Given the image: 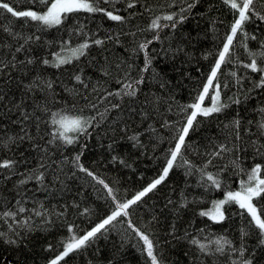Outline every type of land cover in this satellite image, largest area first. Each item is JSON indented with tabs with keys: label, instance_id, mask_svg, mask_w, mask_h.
<instances>
[{
	"label": "trees",
	"instance_id": "obj_1",
	"mask_svg": "<svg viewBox=\"0 0 264 264\" xmlns=\"http://www.w3.org/2000/svg\"><path fill=\"white\" fill-rule=\"evenodd\" d=\"M129 2L135 6L128 8ZM190 2L195 6L181 13V8ZM10 6L15 10H43L38 0H11ZM100 6L125 17V22L112 21L103 13L82 11L69 14L59 26L42 28L38 22H26L25 18L12 17L0 9V60L8 63L16 57L17 62L16 68L9 67L0 75V86L7 93L0 104V141L25 134L31 137L8 142V147L0 146V162L6 159L17 162L14 170L17 174H11L10 178H7L8 169H0V232L5 233L0 237V264H48L63 250L69 237L84 235L110 215L117 202H126L158 178L169 150L174 147L173 137L185 123L188 113L183 109L202 91L233 22L232 12L222 0H112ZM173 13L177 18L181 14L187 17L175 29L171 28L172 22L162 19ZM156 17H161V25L169 27L147 30ZM244 30L249 38L238 32L228 62L221 65L215 81L221 86L222 103L228 106L209 117L198 116V123L186 138L188 146L183 150V158H178L168 177L131 206L127 217H119L92 242L65 257L61 264H150L142 251L143 242L129 222L149 235L162 264H231V260L239 258L238 253L226 250L223 256H205L189 240L195 237L208 243L225 236L233 246L239 247L242 229L249 232L244 237L245 258H251L253 264H264V246L258 243L257 230L248 224L251 217L246 213L240 215L243 210L238 205H224L226 219L220 223L199 215L215 199L224 197L226 191L239 190L241 180H248V173L256 164L264 175V147H261L264 130L258 128L264 121V113L260 111L264 108V87H256L262 73L244 67L250 62V53L262 50L264 22L254 19L245 24ZM157 34L159 40L148 46L151 65L142 72L144 53L134 50L138 43L152 40ZM30 36H38L39 40L33 38L25 44V38ZM251 36L256 39H250ZM94 40L103 43L97 45ZM85 42L89 47L70 63L59 68L40 63L42 58L53 61L54 55L64 47ZM20 44H25L26 50L16 52ZM26 58H34L35 62L19 63ZM256 58L258 66L264 67L259 55ZM118 63L122 69L126 64L132 65L131 76L142 78L144 83L139 85L135 97L105 99L107 92L121 88L116 82L123 75L116 67ZM101 69L108 70L110 75H104ZM38 75L51 81L52 89L26 91L24 85ZM76 75L81 76L87 88L74 79ZM21 101L23 110L29 114L28 120L15 108L11 112L7 110ZM93 103L96 109L90 106ZM117 104L119 108L110 107ZM53 113L95 116L98 123L72 145L59 140L49 144L51 133L56 131L51 123ZM236 120L240 122L239 140L235 139ZM133 135L136 139H129ZM220 144L229 148L235 145L239 150L220 157L209 156ZM258 148L261 154H257ZM80 153L79 164L97 179L79 170L74 157ZM237 158L238 166L233 163ZM209 159L212 164L206 171L221 181L219 189L206 178L201 179L200 169ZM41 161L46 166L44 169H39ZM33 169L44 172V181L29 180L22 190L18 189L22 179L18 173ZM99 180L112 189L111 196ZM22 198L27 211L15 219L5 218L2 213L14 211L16 201ZM253 203L258 209L264 205V194L254 198ZM34 209L47 210L48 215L35 216ZM28 217H31V231L16 223ZM186 231L188 239L184 238ZM13 232L18 236H13ZM9 239H16L17 243L10 244Z\"/></svg>",
	"mask_w": 264,
	"mask_h": 264
},
{
	"label": "snow or ice",
	"instance_id": "obj_2",
	"mask_svg": "<svg viewBox=\"0 0 264 264\" xmlns=\"http://www.w3.org/2000/svg\"><path fill=\"white\" fill-rule=\"evenodd\" d=\"M11 0L9 2H4V0H0V9L6 10L7 13H10L12 17L16 18H25V21L28 20L38 22L42 28H51L61 25L69 16V14L79 13V12H87V13H103L107 16L108 19L116 22H120L123 24L125 22V17L114 14L113 11L108 10L107 8L101 7L102 3H111L112 0H38L39 4L42 5L41 11L36 10H15L12 6H10ZM198 2V0H195ZM222 3L227 6L233 15V22L230 25V33L226 35L225 42L223 43V48L218 53V58L215 60L214 66L210 70V74L206 78V83L202 86V91H200L194 98L191 104H188L184 107V111L188 113L186 115V120L183 126L179 127L176 131V135L173 137L175 140L174 147L169 150L168 157L166 158L165 165L162 168L161 174L158 178L153 179L146 187H144L141 191L135 193L131 199H128L126 202L115 204L114 210L111 211L110 215H107L101 222L97 223L94 227L91 228L90 231H87L81 237L71 236L69 237V242L63 244V250L59 253L55 254L52 259L48 261V264H61V261L65 259L70 253L74 250H79L87 243L92 242L98 234H101L103 230H106L107 226L113 225L115 221L121 216L127 217L129 212L127 211L131 206L136 205L138 202L142 200L148 193L153 192L160 185L166 177H168L170 170L173 169L175 163L178 158H183V150L187 148V137L190 133V130H194V126L198 123L197 117H209L213 113L221 112L228 105L222 103L220 84H214V81L217 80L218 71L221 68V65L228 62L230 57V48L233 46L234 38L237 37L238 32L243 33L245 38L248 37V33L244 30V26L247 22H250L254 19L264 22V0H222ZM128 8H133L135 6L134 2L128 3ZM195 6L194 2L187 3L186 8H181V13L190 10ZM259 7V10H258ZM187 17L184 15H179L177 18V14H167L162 17L163 20L170 21L171 28L175 29L177 23H182ZM161 17H156L152 19L151 24L147 30L155 31L161 29L163 27H169V25H161L159 20ZM5 31H8L5 29ZM12 35H16L10 33ZM131 35H135V33H131ZM39 40L38 36L35 37H26L25 44L32 39ZM112 37L110 36L109 39ZM250 39L255 40V36H251ZM153 40H159V35H154L152 40H145L144 42L138 43L136 49L134 51L143 52L145 56L144 67L141 69L142 72L148 71L151 65L152 56L149 55L148 46L153 43ZM97 45H101L103 41L94 40L93 41ZM117 42L118 39H117ZM25 44H20L15 51L21 52L25 49ZM246 47V45H244ZM89 47V43L85 42L79 45V47L72 49L73 57L79 58L80 55L84 54V50ZM261 51L259 53H250V62L245 64L244 67L250 68L252 72H260L262 73L259 82L256 84V87H264V67H259L257 63V55L264 61V43H261ZM35 62L34 58H26L24 61H20L19 63L24 65H31ZM71 62V58L63 57L60 54H56V59L54 61H50L47 58H42L40 63L45 66H53L59 68L61 65L67 64ZM125 63V62H121ZM121 63L116 65L117 69L123 72L122 76L117 78V83L121 84V88L115 92H107V96H128L135 97L137 92L139 91V85L144 83L142 78H133L131 76V70L133 68L132 65H127L122 69ZM16 68L17 62L16 57H13L12 60L8 63H5L3 60H0V75L3 74L4 70L7 68ZM104 75H110V72L106 69H101ZM235 75V73H233ZM74 79L82 84L85 88L87 85L84 84V81L81 79L80 75H76ZM25 90L28 92L35 91L37 89L51 90L52 82L49 80H45L39 75L31 81L30 84L24 85ZM213 89L214 94L211 95V105L205 107L204 101L205 98L209 96V90ZM94 91L98 90L97 88L93 89ZM7 93L3 86H0V104H3ZM237 103L239 101H236ZM93 109L97 108L95 103L90 105ZM7 107V106H6ZM40 106L37 105V108ZM111 108H119V105H110ZM15 108L16 110L21 112V116L24 120L29 119V114L23 110V101L20 104H14L12 107H8L7 110L11 112ZM191 110L188 112V110ZM82 111V110H81ZM107 112L108 109H105ZM262 113H264V108L260 109ZM100 118L103 119V114H99ZM53 118L51 123L56 126V131L51 133V139L48 141L49 144L55 143V141L59 140L64 145H72L76 142L80 135H87L88 129L94 127L98 121L95 116H84V115H76V116H66L60 115L59 113H53ZM59 116L57 119L56 117ZM235 128V139H240L239 134V120L233 122ZM38 126V125H37ZM258 128L264 130V121L258 124ZM264 134V132H262ZM31 139L27 134L16 137H8L7 141H0V146L8 147V142L16 143L17 140L23 141L24 139ZM129 139L135 140L136 136L133 135L129 137ZM111 147V145H110ZM264 147V146H261ZM239 150L233 145L232 148H229L226 144H220L217 150L209 153V156L215 158L222 156L223 153L231 152L233 150ZM42 151H47V149H42ZM257 154L260 153V149H257ZM82 153L77 154L74 157V162L79 166V170L86 173L88 176H91L93 179H97L93 172L89 171L87 168H84L83 165L79 164L80 156ZM116 159V157H113ZM123 163V161H121ZM16 161L11 159L3 160L0 162V169H8L10 178L11 174L15 173ZM185 164H189V161L184 160ZM235 165H239V159L233 161ZM212 164V159H209L204 167L200 169L201 171V179L210 182V185L219 189L221 188V181L210 172H207L206 169L209 165ZM46 166L43 161L39 164V169H44ZM191 167V166H190ZM243 171V169H240ZM261 166L256 164L251 172L248 173V180L240 182L239 190H228L225 192L224 198L218 201H214L212 207L206 211H200L199 215L201 217H207L208 219L220 223L223 222L225 217L224 205L226 204H235L238 205L239 209L243 210L240 213L241 216H244L246 213L247 216L251 217L248 221L250 227H253L257 230V235L259 237V245L264 246V218H262V214H264V205H260L259 209L257 204L253 203L254 198H260L262 194H264V178H261ZM22 179L18 182L17 188L22 190V186L27 184L29 180H36L37 182H43L45 178V174L43 171L38 170H26L23 173H18ZM100 184L107 189L108 194L112 195V189L104 183L103 180L98 181ZM17 195H20V191L17 192ZM113 200L115 197L113 196ZM23 198L16 201L17 207L14 211L8 210L4 211L2 215L5 218L15 219L19 214L25 213L27 209L23 206L24 204ZM168 203H172L171 200ZM259 203V201H258ZM186 206V205H185ZM42 207V206H41ZM87 211V210H85ZM33 214L35 216L44 218L48 215L47 210H33ZM31 217H28L26 220L19 221L16 223L20 224L22 227L26 228L28 231L32 230L31 226ZM45 223L48 221L45 219ZM129 227L132 231L139 237V239L143 242L142 251L146 253V257L150 261V264H162L161 259L155 252V247L153 241L149 238V235L145 232L141 231L139 228H136L134 225L129 222ZM175 230V226L173 225V231ZM72 231V228L69 227V232ZM202 231V230H201ZM249 232L247 230H241V242L239 247L233 246V242L229 240L225 236L216 237L214 240H209L208 243H203L195 237H192L189 242L194 245L198 252L207 256V255H225L226 250L229 253H238L239 258L236 260H231V264H253L251 258H245V252L247 248L244 244V237L248 236ZM5 233L0 232V237H4ZM13 236H18V233L13 232ZM189 233L185 232V239H188ZM10 244H16V239H9L7 241ZM52 246H48V250H51ZM187 255V253H186Z\"/></svg>",
	"mask_w": 264,
	"mask_h": 264
},
{
	"label": "rangeland",
	"instance_id": "obj_3",
	"mask_svg": "<svg viewBox=\"0 0 264 264\" xmlns=\"http://www.w3.org/2000/svg\"><path fill=\"white\" fill-rule=\"evenodd\" d=\"M26 10H33V9H26ZM114 14H115V13H114ZM77 47H79V46H74V47H64L63 49H61L60 52H58V53H56V54H60V55L63 56V57L71 58V60H72L73 58H75V57H73L72 49H75V48H77ZM56 54H55L54 57H53V61L56 59ZM214 84H216L215 81H214ZM213 94H214L213 89H210V90H209V96L206 97V98H205V101H204V106H205V107L211 105V100H210V101H207V99H210L211 95H213ZM67 116L71 117L72 115H67ZM260 176H261V178H264V175H262L261 173H260ZM223 198H224V197L219 198V199H215L214 201H218V200H221V199H223ZM214 201H213V202H214ZM213 202H212V204H213ZM212 204H211L210 208L212 207ZM210 208H209V209H210ZM85 234H86V233H85ZM82 236H83V235H82ZM80 237H81V236H80Z\"/></svg>",
	"mask_w": 264,
	"mask_h": 264
},
{
	"label": "bare ground",
	"instance_id": "obj_4",
	"mask_svg": "<svg viewBox=\"0 0 264 264\" xmlns=\"http://www.w3.org/2000/svg\"><path fill=\"white\" fill-rule=\"evenodd\" d=\"M33 10H35V9H33ZM36 11H38V10H36Z\"/></svg>",
	"mask_w": 264,
	"mask_h": 264
}]
</instances>
